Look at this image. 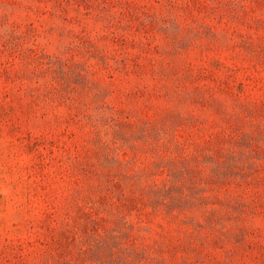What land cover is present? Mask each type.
<instances>
[{
    "label": "rangeland",
    "instance_id": "374dc122",
    "mask_svg": "<svg viewBox=\"0 0 264 264\" xmlns=\"http://www.w3.org/2000/svg\"><path fill=\"white\" fill-rule=\"evenodd\" d=\"M0 264H264V0H0Z\"/></svg>",
    "mask_w": 264,
    "mask_h": 264
}]
</instances>
